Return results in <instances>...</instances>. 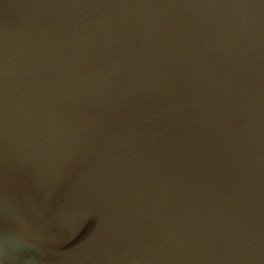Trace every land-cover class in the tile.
I'll return each instance as SVG.
<instances>
[{
  "label": "water",
  "instance_id": "obj_1",
  "mask_svg": "<svg viewBox=\"0 0 264 264\" xmlns=\"http://www.w3.org/2000/svg\"><path fill=\"white\" fill-rule=\"evenodd\" d=\"M0 264H264V0H0Z\"/></svg>",
  "mask_w": 264,
  "mask_h": 264
}]
</instances>
